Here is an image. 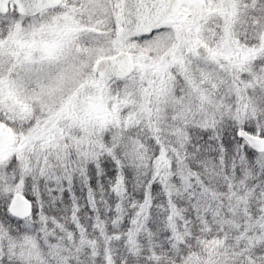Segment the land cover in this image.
I'll use <instances>...</instances> for the list:
<instances>
[{
  "label": "snow or ice",
  "instance_id": "obj_1",
  "mask_svg": "<svg viewBox=\"0 0 264 264\" xmlns=\"http://www.w3.org/2000/svg\"><path fill=\"white\" fill-rule=\"evenodd\" d=\"M0 264H264V0H0Z\"/></svg>",
  "mask_w": 264,
  "mask_h": 264
}]
</instances>
